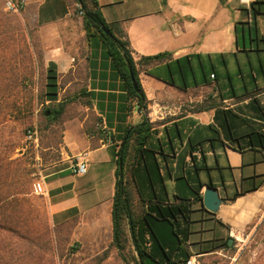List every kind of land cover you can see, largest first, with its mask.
<instances>
[{
	"label": "crops",
	"instance_id": "1",
	"mask_svg": "<svg viewBox=\"0 0 264 264\" xmlns=\"http://www.w3.org/2000/svg\"><path fill=\"white\" fill-rule=\"evenodd\" d=\"M97 1L130 43L146 101L131 96L101 38L71 19L70 0L27 5L46 31L45 71L52 63L58 72V99L45 103L63 104L49 128L60 129V142L49 147L58 155L43 176L51 219L73 223L74 239L92 253L110 249L117 152L134 128L150 122L144 145L137 150L133 137L127 149L133 215L189 200L190 222L180 220L189 230L186 250L209 253L203 251L221 238L219 221L225 226L229 218L224 208L250 193L231 197L264 175V152L248 137V120L264 131V17L252 15L255 0ZM159 54L162 61L140 62ZM77 160L86 163L85 175L73 173ZM207 186L222 199L216 213L196 200ZM125 228L136 262L127 222ZM115 249L123 254L127 245Z\"/></svg>",
	"mask_w": 264,
	"mask_h": 264
},
{
	"label": "rangeland",
	"instance_id": "2",
	"mask_svg": "<svg viewBox=\"0 0 264 264\" xmlns=\"http://www.w3.org/2000/svg\"><path fill=\"white\" fill-rule=\"evenodd\" d=\"M19 12L0 0V166L22 164L28 176L18 179L28 194L5 201L14 214L0 235V264H128L134 254L126 243L123 254L111 247L107 254L92 253L73 237V223L55 224L48 203L32 193V182L44 176L46 165L58 153L49 149L60 141V129H48L42 116L50 107L44 100L46 31L36 22L29 3ZM79 5L70 0L71 19L81 21ZM38 131V143L26 141L29 130ZM14 179L6 178V189ZM21 186V187H22ZM228 215L217 244L231 239L228 247L196 255L198 264H264V184L240 203L222 211ZM210 228V224H206ZM215 229L210 232L214 233Z\"/></svg>",
	"mask_w": 264,
	"mask_h": 264
},
{
	"label": "trees",
	"instance_id": "3",
	"mask_svg": "<svg viewBox=\"0 0 264 264\" xmlns=\"http://www.w3.org/2000/svg\"><path fill=\"white\" fill-rule=\"evenodd\" d=\"M73 1L79 5L78 11L82 12V24L86 34L88 36L96 34L101 38L108 55L112 58L114 66L124 80L129 93L138 99L140 105H144L146 97L140 83L137 65L127 37L118 28L106 22L97 0ZM250 9L254 17L258 15L264 17V0H255L251 3ZM103 28L108 30L109 33H105ZM164 57L165 54L141 57L140 62H159ZM131 71L136 79L137 90L132 83ZM43 96L44 100L48 101H56L58 99V72L52 63L49 64L45 71ZM47 112L50 114L46 115ZM62 112L63 104L61 103L58 104L57 108L48 107L43 111L42 116L48 123V129L61 116ZM248 123L252 126V131L248 134L250 144L252 146H259L264 152L263 126L249 120ZM151 128L152 124L150 122H144L134 128L122 142V146L117 152L119 167L116 172V192L112 211L113 241L111 247H115L120 251L125 249L128 241L125 228L127 222L131 239L138 256L135 264H186L192 256V253L186 250L189 230L188 227L182 228L180 220H183L186 224L190 222V214L192 211L189 207V200H184L177 204L154 205L148 211H145L141 218H136L133 215L132 199L124 169L127 149L131 139L134 137L136 149L139 150L144 145ZM9 164L12 167H8L7 169H3L0 166V235L6 233V223H9L14 218V214L11 212L6 213L5 201L28 194V190L18 183V179L28 176L29 172L22 168V164L16 160H10ZM10 177L14 181L6 189L3 183L6 181V178ZM263 184L264 175L251 188L234 193L230 201L234 202L239 197L257 191ZM196 200L201 202L202 197L198 195ZM202 209L205 210L203 207ZM157 224H165L169 230L159 231ZM219 224L224 225L221 221H219ZM166 234H169V237L165 236ZM161 235H164V237H161ZM229 244V240L225 241L224 244H214L206 247L203 252H211L220 249L222 246L228 247ZM108 250L104 253L107 254Z\"/></svg>",
	"mask_w": 264,
	"mask_h": 264
},
{
	"label": "built area",
	"instance_id": "4",
	"mask_svg": "<svg viewBox=\"0 0 264 264\" xmlns=\"http://www.w3.org/2000/svg\"><path fill=\"white\" fill-rule=\"evenodd\" d=\"M27 4L26 0H6L5 7L7 10L12 12H19L25 8ZM79 15H82L81 11H78ZM26 141L38 143V131L36 129L29 130L26 134ZM74 174L85 175L87 173V165L84 161L77 160L76 164L72 167ZM32 193L35 195H43L45 192L44 188V177L35 178L32 182ZM186 264H197L196 256L190 257Z\"/></svg>",
	"mask_w": 264,
	"mask_h": 264
},
{
	"label": "water",
	"instance_id": "5",
	"mask_svg": "<svg viewBox=\"0 0 264 264\" xmlns=\"http://www.w3.org/2000/svg\"><path fill=\"white\" fill-rule=\"evenodd\" d=\"M104 31L107 34L109 33L108 30L104 29ZM131 79L134 88L137 90L138 87H137L136 79L132 71H131ZM49 114H50L49 112L46 113V115ZM221 203H222V199L219 197L217 189L211 186H207L203 194V200H202L203 207L211 213H216L219 210ZM229 243H231V239L229 240Z\"/></svg>",
	"mask_w": 264,
	"mask_h": 264
}]
</instances>
